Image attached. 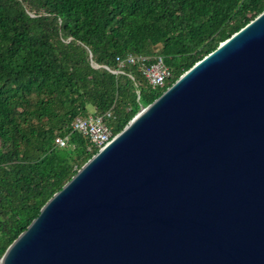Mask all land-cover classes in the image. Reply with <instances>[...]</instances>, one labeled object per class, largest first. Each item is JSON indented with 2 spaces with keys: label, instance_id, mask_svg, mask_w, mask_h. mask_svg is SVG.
I'll return each instance as SVG.
<instances>
[{
  "label": "water",
  "instance_id": "obj_1",
  "mask_svg": "<svg viewBox=\"0 0 264 264\" xmlns=\"http://www.w3.org/2000/svg\"><path fill=\"white\" fill-rule=\"evenodd\" d=\"M0 264H264V10L143 105Z\"/></svg>",
  "mask_w": 264,
  "mask_h": 264
},
{
  "label": "trees",
  "instance_id": "obj_2",
  "mask_svg": "<svg viewBox=\"0 0 264 264\" xmlns=\"http://www.w3.org/2000/svg\"><path fill=\"white\" fill-rule=\"evenodd\" d=\"M263 10L264 0H0V258L99 151L75 118L104 115L116 135ZM128 55H161L172 76L153 87L139 64L114 73Z\"/></svg>",
  "mask_w": 264,
  "mask_h": 264
},
{
  "label": "built area",
  "instance_id": "obj_3",
  "mask_svg": "<svg viewBox=\"0 0 264 264\" xmlns=\"http://www.w3.org/2000/svg\"><path fill=\"white\" fill-rule=\"evenodd\" d=\"M120 69L113 70L114 73L123 72L125 66L131 64H139L140 69L153 87H162L166 81L172 76L171 69L166 64L163 56H137L128 55L118 58ZM75 130L81 131L89 137L90 141L101 149L112 138L113 133L104 120V115L89 114L87 117H77L72 124ZM58 146H65L67 143L66 137H58L56 139Z\"/></svg>",
  "mask_w": 264,
  "mask_h": 264
},
{
  "label": "rangeland",
  "instance_id": "obj_4",
  "mask_svg": "<svg viewBox=\"0 0 264 264\" xmlns=\"http://www.w3.org/2000/svg\"><path fill=\"white\" fill-rule=\"evenodd\" d=\"M89 109H90L91 112L94 111V108H93V106H91V105L89 106Z\"/></svg>",
  "mask_w": 264,
  "mask_h": 264
}]
</instances>
